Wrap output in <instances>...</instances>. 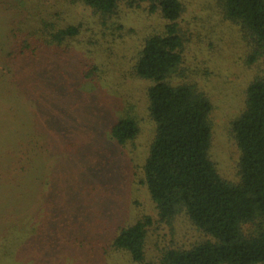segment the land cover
<instances>
[{
	"label": "rangeland",
	"instance_id": "rangeland-1",
	"mask_svg": "<svg viewBox=\"0 0 264 264\" xmlns=\"http://www.w3.org/2000/svg\"><path fill=\"white\" fill-rule=\"evenodd\" d=\"M179 2L182 62L171 80L190 82L208 98L209 157L224 180L236 183L240 151L231 127L248 85L264 77V54L225 16L221 0ZM63 9L81 26L66 53L7 64L0 42V247L8 231L32 226L39 241L33 234L19 249V264H156L163 249L205 238L184 214L159 220L144 180L155 125L150 81L132 72L145 38L166 21L145 2H119L108 16L76 2ZM89 68L92 76L83 79ZM126 116L138 130L118 145L109 128ZM27 156L33 166L21 178L16 162L28 167ZM146 216L145 257L137 263L111 241Z\"/></svg>",
	"mask_w": 264,
	"mask_h": 264
},
{
	"label": "trees",
	"instance_id": "trees-1",
	"mask_svg": "<svg viewBox=\"0 0 264 264\" xmlns=\"http://www.w3.org/2000/svg\"><path fill=\"white\" fill-rule=\"evenodd\" d=\"M46 1L0 0V42L6 45L3 57L7 64L66 53L81 32L79 23L67 21L63 15V8L74 2L102 16L113 14L119 2L130 6L145 2L166 21L162 32L145 38L132 72L150 81L146 94L155 125L143 165L144 180L159 220L169 223L184 214L205 238L190 247L163 249L156 264H264V77L248 85L244 109L232 123L240 151L239 180L228 182L209 157L208 98L190 82L174 84L171 80L182 62L179 0ZM221 1L225 16L240 24L264 54V0ZM81 74L88 79L93 70ZM137 130L135 120L126 116L110 126L109 136L124 145ZM26 159V168L20 164L22 160L16 162L21 178L33 166L32 156ZM149 224L146 216L122 227L113 237L112 247L128 254L133 262H143ZM33 234L39 241L32 226L8 231L2 237L0 264H19L18 251L30 245Z\"/></svg>",
	"mask_w": 264,
	"mask_h": 264
}]
</instances>
